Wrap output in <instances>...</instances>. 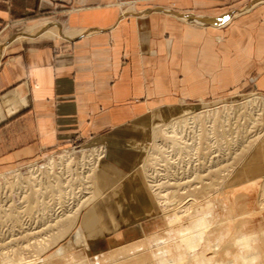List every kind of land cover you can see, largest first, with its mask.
<instances>
[{"label":"crops","instance_id":"crops-1","mask_svg":"<svg viewBox=\"0 0 264 264\" xmlns=\"http://www.w3.org/2000/svg\"><path fill=\"white\" fill-rule=\"evenodd\" d=\"M253 1L0 0V172L96 143L99 205L123 211L90 206L87 239L146 218L147 130L231 89L264 96V0ZM49 22L61 37L36 26ZM35 36L45 41H21Z\"/></svg>","mask_w":264,"mask_h":264},{"label":"rangeland","instance_id":"rangeland-1","mask_svg":"<svg viewBox=\"0 0 264 264\" xmlns=\"http://www.w3.org/2000/svg\"><path fill=\"white\" fill-rule=\"evenodd\" d=\"M36 26H43L41 30L45 31L54 30L57 25L49 22ZM34 27L22 30L10 37L11 40L14 41L19 34ZM21 41L45 40L35 36ZM253 98L264 99V96L249 85L241 90L231 89L220 99L191 101L188 106H179L172 114L176 119L171 121L184 117L188 112L203 111L197 120L192 121V125L180 129L183 140L164 134L160 129L162 125L149 128L146 137L153 130H158L162 135L159 144H151L148 138L143 143L140 167L147 187L148 184L151 185L148 188L151 197L148 208L150 212L146 218L138 219L131 227L121 230L123 233L118 236H114L118 231L103 232V237L97 244L87 239L81 227L83 213L95 204L101 206L104 212L112 211V218L121 216L123 211L114 205H99L103 201V195L78 212L79 217L71 231H66L67 234L59 231L60 224H56L66 211L77 210L94 191L95 179L85 180L90 174L84 168L78 170L75 163H79L84 154L98 151L91 145L96 143L77 142L70 147L45 154L41 159L1 171L0 264H137L140 259L145 258L146 261L139 264H149L148 255L143 251L142 238L162 222L164 215L182 210L191 211L194 205L192 194L200 198L198 201L212 199L222 220L235 219L237 225L249 223L253 228H264V117L256 120L257 117L255 119L253 114H261L262 109L245 104ZM226 102H235L234 106L237 105L233 110L226 111L221 105ZM214 109L218 111L213 112ZM222 116L227 122L220 123ZM184 120L187 119L184 117ZM213 121L217 122L214 125L216 134L209 133L212 127L210 122ZM218 132L222 134L221 137ZM198 138H201V144L196 149ZM173 140L178 141L177 146ZM179 144L183 145L182 149ZM257 147L259 149L255 160L250 162V155ZM67 158H73L75 163L64 173L57 167L52 176L55 179L42 182L37 188L31 184L32 171H49L52 160L60 165ZM216 168L220 171L214 174L213 169ZM53 186L56 188L53 189ZM139 208L141 205L137 207ZM110 218L104 213L102 220L109 224ZM58 232L61 235L58 236Z\"/></svg>","mask_w":264,"mask_h":264},{"label":"clouds","instance_id":"clouds-1","mask_svg":"<svg viewBox=\"0 0 264 264\" xmlns=\"http://www.w3.org/2000/svg\"><path fill=\"white\" fill-rule=\"evenodd\" d=\"M142 246L149 264H264V228L222 220L209 198L164 215Z\"/></svg>","mask_w":264,"mask_h":264},{"label":"bare ground","instance_id":"bare-ground-1","mask_svg":"<svg viewBox=\"0 0 264 264\" xmlns=\"http://www.w3.org/2000/svg\"><path fill=\"white\" fill-rule=\"evenodd\" d=\"M54 31L61 37V31H60V29H59V27L58 26H55V28H54ZM68 37H71V36H68ZM235 103V102H234ZM234 103H221V105H222V108H223V110H228V109H232L233 107H236V105L234 106ZM245 104H252V105H256V107H259V108H261L262 109V112H261V114L260 113H255V114H253V116H254V118L255 117H257V119L256 120H262V118L264 117V99H260V98H253V99H251V100H247L246 101V103ZM233 110V109H232ZM236 110V109H235ZM213 112H217L218 111V109H216V111H215V109L214 110H212ZM261 111V110H260ZM232 112V111H231ZM236 112V111H235ZM203 113V111H199V112H197V113H195V112H188V113H186V115H184V117L187 119V120H184V117H182V118H179L178 120H176V121H171V122H168V123H165V124H163L161 127H160V129L163 131V133L164 134H166L167 136H172V137H174V136H176V137H180L179 139H184V138H182V134H183V132L182 131H180V129L182 128V127H185V126H187V125H192V121H195V120H197V118L201 115ZM234 113V112H233ZM232 113V114H233ZM242 113V112H241ZM250 115V114H249ZM231 116V115H230ZM216 117V116H215ZM262 117V118H261ZM253 118V119H254ZM254 119V120H255ZM257 121V122H258ZM223 122H227V119L225 118V117H221V122L220 123H223ZM211 124H212V127H211V130H209V133H211V134H214L215 132H216V129H215V127H214V125L217 123L216 121L214 122H210ZM253 124V123H252ZM160 131V130H159ZM219 133V132H218ZM216 134V133H215ZM218 135H220V137H221V135L222 134H218ZM162 135H161V133H158V130H153V131H151L150 133H149V136H148V141L151 143V144H159V142H160V140L162 139V137H161ZM218 138H219V136H218ZM199 142H198V144H196V146H195V148L197 149L198 148V146H200V144H201V138H198L197 139ZM221 140H223L222 138H221ZM175 141V143H177L176 144V146L178 145V141H176V140H173V142ZM181 143V142H180ZM258 145V144H257ZM179 146H180V148L182 149V147H183V145H180L179 144ZM259 147H260V145H259ZM188 149H189V147H188ZM193 149H194V147H193ZM232 149V148H231ZM258 147L257 148H255L254 149V151L251 153V155H250V162L251 161H253V159L255 160V156H256V153H258L257 151H258ZM203 150V149H202ZM250 152V151H249ZM102 153L103 152H99V151H96L95 153H92V154H84L83 156H82V158H80V161H79V163H75V161H74V159L73 158H67L65 161L63 160V161H61V164L59 165V164H57L56 165V162L54 161V160H52L51 162H50V164H49V171H46V172H41V171H38V170H34V171H32V178H31V180H30V182H31V184L33 185L34 184V186H35V188H37L39 185H40V183H47V181L49 180V179H55V177H52V176H54L55 175V169L57 168V167H59V169L61 170V172H65L66 170H68L69 169V166L70 165H73L74 163L76 164V167L78 168V170H79V168L82 170V168H84V169H86L87 171H86V173L87 174H90V176L88 175V177L87 178H85V180L87 179L88 181H91V180H94L95 179V175H96V170H97V164H98V161H99V159L101 158V156H102ZM245 153V152H244ZM241 154V153H240ZM243 154V153H242ZM237 155V154H236ZM235 155V156H236ZM258 155V154H257ZM238 156V155H237ZM258 157V156H257ZM76 160V159H75ZM257 160V159H256ZM234 162V161H233ZM249 162V161H248ZM251 164V163H250ZM248 165V164H247ZM221 166V165H220ZM222 166H224V165H222ZM74 167H75V165H74ZM221 168V167H220ZM224 168H225V166H224ZM247 168V167H246ZM217 169V168H216ZM213 169V173L214 172H218V171H220V169ZM223 170L224 169H222L221 171H222V173H223ZM209 172V171H208ZM211 173V172H210ZM209 173V174H210ZM212 173V174H213ZM221 173V174H222ZM215 174V173H214ZM213 174V175H214ZM216 176V175H215ZM235 176V175H234ZM218 177V176H217ZM216 177V178H217ZM213 178V177H212ZM219 178H220V176H219ZM238 178V177H237ZM73 180H75V178L73 179ZM217 180H218V178H217ZM229 180V179H228ZM50 181V180H49ZM196 181V180H195ZM222 181V180H221ZM220 181V182H221ZM56 182V181H55ZM96 182V181H95ZM95 182H93V186H94V191L93 192H91L90 194H89V196H88V198L86 199V201H84L83 203H82V205L77 209V210H68V211H66V214L65 215H63L62 217H60V220L59 221H57V223L56 224H60V226H59V228H58V230L59 231H65V233L64 234H67V232L66 231H68V230H70V229H72L73 228V225H74V223L77 221V219H78V217H79V215H78V212L81 210V209H84V207L87 205V204H90L89 202H91L92 200H96V198H98V196L100 195V193H99V191L97 190L98 188L96 187V183ZM196 182H198V181H196ZM204 182V181H203ZM206 182V181H205ZM216 182V181H215ZM215 182H214V184H215ZM211 183V182H210ZM48 185V184H47ZM54 185V184H53ZM206 185H208L207 187H209V184H206ZM206 185H205V187H206ZM223 185V184H222ZM176 186H179V185H176ZM181 186V185H180ZM184 186V185H183ZM48 187V186H47ZM148 187H149V189H150V187H151V185H149L148 184ZM182 187V186H181ZM206 187V188H207ZM212 187V186H211ZM54 188H56L55 186H53V189ZM191 188V187H190ZM210 188V187H209ZM208 188V189H209ZM218 188V187H217ZM180 189V188H179ZM194 189V188H193ZM198 189V188H197ZM37 190V189H36ZM40 190V189H39ZM195 190V192H196V189H194ZM201 190V189H200ZM242 190V189H241ZM219 191V190H218ZM193 192V191H192ZM215 192V191H214ZM77 194V193H76ZM212 194V193H211ZM218 194H219V192H218ZM174 195V194H173ZM177 195V194H176ZM217 195V194H216ZM201 197V196H200ZM217 197V196H216ZM226 197V196H225ZM162 198V197H161ZM202 198H203V196H202ZM205 198V197H204ZM171 199H172V197H171ZM174 200L176 199V196L173 198ZM192 199H193V204H195L197 201H198V199H200V198H198V196L196 195V194H192ZM229 200V199H228ZM264 208V207H263ZM261 209V208H260ZM259 209V210H260ZM225 211V210H224ZM236 211V210H235ZM233 213V212H232ZM236 213V212H235ZM78 215V216H77ZM238 215V214H237ZM257 215V214H256ZM259 216V215H258ZM222 217V216H221ZM233 217V216H232ZM261 217V216H260ZM233 219V218H232ZM264 220V219H263ZM233 221V220H232ZM234 221H235V219H234ZM237 222V221H236ZM58 227V226H57ZM257 227V226H256ZM71 231V230H70ZM59 233V232H58ZM59 235H61L60 233L58 234V236ZM55 237V236H54ZM62 237V236H61ZM60 237V238H61ZM57 238H59V237H57ZM56 239V238H55ZM55 241V240H54ZM56 242V241H55ZM42 245V244H41ZM148 257V256H147ZM137 260H139V259H137ZM148 260V259H147ZM18 261H21V260H18ZM17 261V262H18ZM136 261V260H135ZM143 261H146V258L145 259H140L139 260V263H144ZM138 262V261H137ZM22 263V262H21ZM136 263V262H135ZM139 263H137V264H139ZM147 263V262H146Z\"/></svg>","mask_w":264,"mask_h":264},{"label":"water","instance_id":"water-1","mask_svg":"<svg viewBox=\"0 0 264 264\" xmlns=\"http://www.w3.org/2000/svg\"><path fill=\"white\" fill-rule=\"evenodd\" d=\"M177 15H178V14H177ZM213 19H214V18H208L207 20H211V21H213Z\"/></svg>","mask_w":264,"mask_h":264}]
</instances>
